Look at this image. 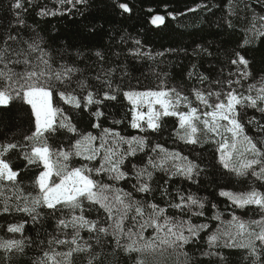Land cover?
<instances>
[{"label": "trees", "instance_id": "obj_1", "mask_svg": "<svg viewBox=\"0 0 264 264\" xmlns=\"http://www.w3.org/2000/svg\"><path fill=\"white\" fill-rule=\"evenodd\" d=\"M241 67L248 84L264 80V0H0V91L9 98L0 106V161L15 172L0 178V264H264V243L209 241L233 216L264 222V176L225 169L211 133L182 141L176 116L134 127L124 95L235 91ZM29 88L51 94L53 124L39 135ZM235 118L264 158V109L237 106ZM108 134L143 143L117 180L76 150L82 138ZM36 148L48 149L52 180L78 169L94 199L46 206ZM160 151L186 159L189 174L169 173ZM252 191L261 207L229 199ZM147 210L200 229L160 255L132 223V211Z\"/></svg>", "mask_w": 264, "mask_h": 264}, {"label": "rangeland", "instance_id": "obj_2", "mask_svg": "<svg viewBox=\"0 0 264 264\" xmlns=\"http://www.w3.org/2000/svg\"><path fill=\"white\" fill-rule=\"evenodd\" d=\"M229 85L237 92L220 93L213 90L207 94L194 93L185 97L175 90H157L128 91L124 95L133 107L134 127L144 123L147 127L154 128L162 116H176L180 120L178 136L182 141L193 142L197 133H211L219 146V159L225 169L236 174L250 172L257 177H263L262 153L241 132L235 117L237 106L248 105L264 109V80L248 84L241 67L240 73ZM24 100L32 109L36 134L50 128L54 118L50 91L43 88L26 89ZM8 101V96L0 91V106L6 105ZM142 149L143 143L139 138L126 139L113 134L97 138L86 136L76 144L78 153L99 160L100 170L113 180L125 176L123 165L126 158ZM33 154L43 166L37 184L46 206L73 202L83 194L94 199L92 182L78 169L70 170L58 181H54L51 178L54 170L48 149L36 148ZM158 156L169 173L187 175L191 171L189 162L176 153L160 151ZM0 178H15V172L2 161ZM229 199L236 207L262 206L261 196L254 191L232 193L229 194ZM131 218L134 225L139 224L142 227L149 248L163 256L174 253L178 246L200 229L187 221L164 216L162 212L155 210L132 211ZM209 241L212 245L252 249L254 245L264 243V222L260 219L243 221L233 216L227 222L219 223L212 231Z\"/></svg>", "mask_w": 264, "mask_h": 264}]
</instances>
